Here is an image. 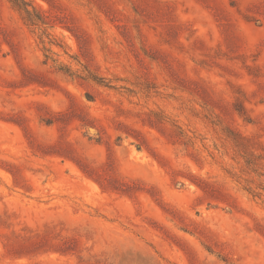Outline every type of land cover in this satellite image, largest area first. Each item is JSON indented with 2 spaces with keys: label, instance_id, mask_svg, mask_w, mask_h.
Listing matches in <instances>:
<instances>
[{
  "label": "rangeland",
  "instance_id": "obj_1",
  "mask_svg": "<svg viewBox=\"0 0 264 264\" xmlns=\"http://www.w3.org/2000/svg\"><path fill=\"white\" fill-rule=\"evenodd\" d=\"M23 1L0 264H264V0Z\"/></svg>",
  "mask_w": 264,
  "mask_h": 264
},
{
  "label": "trees",
  "instance_id": "obj_2",
  "mask_svg": "<svg viewBox=\"0 0 264 264\" xmlns=\"http://www.w3.org/2000/svg\"><path fill=\"white\" fill-rule=\"evenodd\" d=\"M14 1H15L16 4H19V5H20V3H22V2L25 3V1H23V0H14Z\"/></svg>",
  "mask_w": 264,
  "mask_h": 264
},
{
  "label": "bare ground",
  "instance_id": "obj_3",
  "mask_svg": "<svg viewBox=\"0 0 264 264\" xmlns=\"http://www.w3.org/2000/svg\"><path fill=\"white\" fill-rule=\"evenodd\" d=\"M101 240V239H100Z\"/></svg>",
  "mask_w": 264,
  "mask_h": 264
}]
</instances>
